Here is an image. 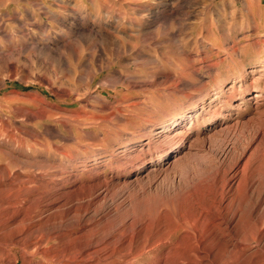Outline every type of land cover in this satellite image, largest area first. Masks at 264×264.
<instances>
[{
  "label": "rangeland",
  "instance_id": "1",
  "mask_svg": "<svg viewBox=\"0 0 264 264\" xmlns=\"http://www.w3.org/2000/svg\"><path fill=\"white\" fill-rule=\"evenodd\" d=\"M263 214L264 0H0V264H264Z\"/></svg>",
  "mask_w": 264,
  "mask_h": 264
},
{
  "label": "bare ground",
  "instance_id": "2",
  "mask_svg": "<svg viewBox=\"0 0 264 264\" xmlns=\"http://www.w3.org/2000/svg\"><path fill=\"white\" fill-rule=\"evenodd\" d=\"M257 90H259V86H257L256 87V91ZM257 95H255V97H256ZM176 145V144H175ZM8 168V167H7ZM11 175V174H10ZM40 181V180H39ZM248 185V184H247ZM32 194V193H31ZM17 195H19V194H17ZM16 195V196H17ZM39 204H41L40 203V201L38 202V203H36L34 206H32L31 208L33 209V207H36V206H39ZM14 213V212H13ZM259 213V212H258ZM13 215V214H12ZM12 215H8L7 217H5L4 218V221H5V219H6V222H8V224H13V223H15V224H17V223H20V222H23L24 223V221H26V220H28V218H27V216L25 215V214H23L22 216H21V218H19V219H16V218H14ZM257 215V214H256ZM264 215V214H263ZM225 219V218H224ZM255 219V218H254ZM229 220V219H228ZM221 221V220H220ZM252 221H254V220H252ZM257 221V220H256ZM259 221V225H262V227H264V219H259L258 220ZM219 223V222H218ZM222 223V222H221ZM251 226H252V223H251ZM256 226V225H255ZM187 227V226H186ZM217 227V226H216ZM246 227V226H245ZM244 227V228H245ZM247 227H248V225H247ZM261 227V226H260ZM221 228V227H220ZM219 228V229H220ZM223 228V227H222ZM225 229V228H224ZM230 230V229H229ZM243 229H241V231H242ZM199 231V230H198ZM264 231H262V232H260V237H262V235L264 234L263 233ZM236 233H238V231L236 232ZM215 235V234H214ZM247 235V234H246ZM44 236V235H43ZM48 236V235H47ZM170 236V235H169ZM216 236V235H215ZM264 236V235H263ZM55 236H48L46 239H47V241L48 240H52L53 238H54ZM241 237V236H240ZM239 236H237L236 234H234L233 236H231V241H229V244L230 243H232V241H234L236 238H239V240H244V241H246V238L245 237H243V238H240ZM45 238V237H44ZM43 238V239H44ZM228 240V239H227ZM237 240V239H236ZM226 241V240H225ZM14 243V244H20V242H19V240H17V241H14V239H9V242L8 243ZM243 242V241H242ZM33 243V242H32ZM145 243V242H144ZM226 243H227V241H226ZM225 243V244H226ZM244 243V242H243ZM30 244V243H29ZM83 245V244H82ZM221 245H223V243L221 244ZM95 246V245H94ZM228 246V245H227ZM234 246H235V244H234ZM81 246H79V248H80ZM85 247V246H84ZM225 247V246H224ZM33 248V247H32ZM35 248V247H34ZM87 249V248H86ZM81 250H83V249H81ZM167 250V249H166ZM226 250H228V249H226ZM78 251V250H77ZM225 251V250H224ZM223 251V252H224ZM229 251V250H228ZM13 252V251H12ZM82 252V251H81ZM226 252V251H225ZM78 253V252H77ZM94 253H96V252H94ZM73 255V254H72ZM90 255V254H89ZM95 255V254H94ZM219 255H221V254H219ZM223 255H224V253H223ZM68 256V255H67ZM109 256V255H108ZM44 257V256H43ZM69 257V256H68ZM91 257V256H90ZM89 257V258H90ZM104 257V256H103ZM221 257H222V255H221ZM53 258V257H52ZM203 258V257H202ZM214 258V257H213ZM81 259V258H80ZM199 259V258H198ZM220 259V258H219ZM50 260V259H49ZM86 260V259H85ZM97 260H99V259H97ZM213 260V259H212ZM215 260H216V258H215ZM215 260H213V262H211V260H210V264H216V262H214ZM57 261V260H56ZM125 261H127V260H125ZM79 262V261H78ZM97 262V261H96ZM122 262V261H121ZM124 262V261H123ZM208 262V261H207ZM209 263V262H208ZM99 264V263H98ZM127 264V263H126ZM129 264V263H128Z\"/></svg>",
  "mask_w": 264,
  "mask_h": 264
}]
</instances>
